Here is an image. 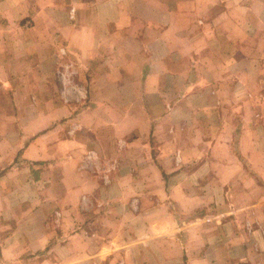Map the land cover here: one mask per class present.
Here are the masks:
<instances>
[{
    "label": "crops",
    "instance_id": "crops-1",
    "mask_svg": "<svg viewBox=\"0 0 264 264\" xmlns=\"http://www.w3.org/2000/svg\"><path fill=\"white\" fill-rule=\"evenodd\" d=\"M0 264H264V0H0Z\"/></svg>",
    "mask_w": 264,
    "mask_h": 264
},
{
    "label": "rangeland",
    "instance_id": "rangeland-1",
    "mask_svg": "<svg viewBox=\"0 0 264 264\" xmlns=\"http://www.w3.org/2000/svg\"><path fill=\"white\" fill-rule=\"evenodd\" d=\"M60 88V85H59ZM130 138H133V135H130L129 137L125 138V140H128ZM90 153L92 155H89L90 159H86L84 163H87V166L85 169L89 170L91 173L92 171H105V180H107L109 177V173L107 170L110 168L109 162L111 161L110 159H106L99 156L98 153H96L94 150L90 149ZM88 155V154H87ZM87 157V156H86Z\"/></svg>",
    "mask_w": 264,
    "mask_h": 264
},
{
    "label": "built area",
    "instance_id": "built-area-1",
    "mask_svg": "<svg viewBox=\"0 0 264 264\" xmlns=\"http://www.w3.org/2000/svg\"><path fill=\"white\" fill-rule=\"evenodd\" d=\"M89 155H92V153L89 152L86 159H90Z\"/></svg>",
    "mask_w": 264,
    "mask_h": 264
}]
</instances>
